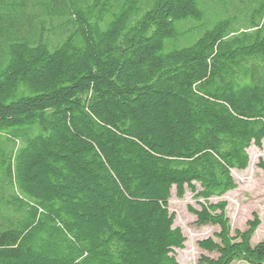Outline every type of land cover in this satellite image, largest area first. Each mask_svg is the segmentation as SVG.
<instances>
[{"label": "trees", "instance_id": "trees-1", "mask_svg": "<svg viewBox=\"0 0 264 264\" xmlns=\"http://www.w3.org/2000/svg\"><path fill=\"white\" fill-rule=\"evenodd\" d=\"M263 139L264 0H0V264H178L172 189L264 264L212 201Z\"/></svg>", "mask_w": 264, "mask_h": 264}, {"label": "rangeland", "instance_id": "rangeland-1", "mask_svg": "<svg viewBox=\"0 0 264 264\" xmlns=\"http://www.w3.org/2000/svg\"><path fill=\"white\" fill-rule=\"evenodd\" d=\"M222 11L221 6L213 5L208 9V15H215ZM212 17V16H211ZM188 26V25H186ZM56 35H52L56 39ZM249 155L248 166L244 170H232V176L236 188L225 193L212 201L224 199L227 202L226 214L229 218L230 232L242 231L247 226V221L255 213L260 224L251 237L254 244L264 239V172L259 167V162H264V139L261 148L251 146L247 150ZM197 208L195 200L190 192H186L181 199H177L174 189L171 191L169 210L174 213V226L181 229L185 236L184 248L176 249L178 264H202L199 259L202 255L215 257L216 254L208 253L201 249L198 241L204 238H214L217 226H198L195 224V217L188 212L187 206ZM230 264H248L239 256Z\"/></svg>", "mask_w": 264, "mask_h": 264}]
</instances>
